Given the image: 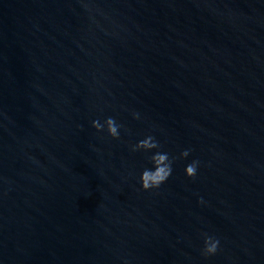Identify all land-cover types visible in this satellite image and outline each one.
Masks as SVG:
<instances>
[{
	"label": "water",
	"instance_id": "obj_1",
	"mask_svg": "<svg viewBox=\"0 0 264 264\" xmlns=\"http://www.w3.org/2000/svg\"><path fill=\"white\" fill-rule=\"evenodd\" d=\"M125 262L264 264V0H0V264Z\"/></svg>",
	"mask_w": 264,
	"mask_h": 264
},
{
	"label": "clouds",
	"instance_id": "obj_2",
	"mask_svg": "<svg viewBox=\"0 0 264 264\" xmlns=\"http://www.w3.org/2000/svg\"><path fill=\"white\" fill-rule=\"evenodd\" d=\"M133 119H141L139 112H132ZM91 126L97 131L106 132L114 140L121 138V130L129 131L125 125L115 116L97 118L91 121ZM130 151L141 153L144 156V164L139 170L137 180L141 190H158L166 184L173 175L174 164L177 160H188L191 149L185 148L179 152L178 156L167 151L157 137L152 133L144 134L135 143H130ZM200 169V161L192 159L183 168L187 178H195ZM203 203V199L200 201ZM220 248V240L215 236L204 234L202 254L205 257L214 256ZM127 264V262H125Z\"/></svg>",
	"mask_w": 264,
	"mask_h": 264
}]
</instances>
